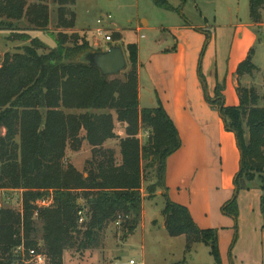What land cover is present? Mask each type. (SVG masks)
<instances>
[{"label": "trees", "instance_id": "16d2710c", "mask_svg": "<svg viewBox=\"0 0 264 264\" xmlns=\"http://www.w3.org/2000/svg\"><path fill=\"white\" fill-rule=\"evenodd\" d=\"M78 1L51 0L57 6L58 27H75L76 12L69 6ZM153 1L168 10L182 8L186 2L181 0L182 4L174 7L168 0ZM249 2L251 19L259 22L264 0ZM23 21L27 27L20 28ZM50 22L48 0H0V25L11 29L16 38L33 42L23 52H7L0 64V264H33L31 249L46 253L47 264H63L68 248L77 242L80 247H89L112 222L120 221L126 234H132L141 222L143 187L151 179L152 170L156 181L147 190L151 195L157 187L163 189L169 234L185 235L186 254L197 243L209 245L216 264H224L218 229L201 228L188 207L169 196L167 160L183 142L159 98L156 106H140L138 44L126 46L131 67L123 78L106 77L79 60L93 48L78 32L53 34V47L38 36H31L29 31H48ZM112 37L117 42L123 35L115 31ZM206 37L207 42L209 36ZM203 55L204 50L198 74L205 89ZM257 69L251 53L238 65V104L226 103L222 84L216 86L214 99L206 95L219 109L226 129L235 134L240 151L235 193L222 207L224 214L235 219L236 231L238 193L256 178L264 181L262 96L255 88L241 84L246 73ZM112 110L116 111L125 136L116 132ZM141 129L148 132L145 143L139 136ZM113 138L120 139V162L112 150H101ZM84 141L92 146L93 158L81 171L66 163L65 157L68 146L79 150ZM8 189L22 190L21 209L1 204V191ZM45 198H51L52 203L40 206L38 201ZM82 216L84 222L80 223ZM236 239L237 232L231 250Z\"/></svg>", "mask_w": 264, "mask_h": 264}, {"label": "rangeland", "instance_id": "374dc122", "mask_svg": "<svg viewBox=\"0 0 264 264\" xmlns=\"http://www.w3.org/2000/svg\"><path fill=\"white\" fill-rule=\"evenodd\" d=\"M51 8V22L48 31H29L32 37L38 36L48 46H55L56 40L52 36L59 31H68L69 33L78 32L84 36L90 46L96 50H106L107 41L103 36H98L97 28L99 18L107 25L113 22L115 28H119L124 36V42L118 41L116 44L124 45L128 43H137L139 46L140 59V83H141V104L144 107H153L157 105L151 102L154 96L155 87L152 85L155 71L150 70L152 63L151 54L154 51L164 50L166 43L158 44L161 33L168 32L169 28H176L182 23L194 25L197 29L209 36V40L204 44V55L207 46L218 47V49H227L233 46V36L236 32V42L241 44L240 51L246 49L247 54L251 53L252 61L256 64L257 70L253 73H246L243 76L241 84L248 88H255L262 96L260 104L264 106V7L261 10V19L259 22H253L250 15L249 0H186L182 8L177 10H168L157 6L153 0H81L75 5L69 6L76 11V25L72 29L64 30L57 26V6L48 0ZM174 7L182 4L181 0H168ZM111 15V18H108ZM143 19L149 21V27L143 26ZM253 22V23H252ZM106 34H111L116 29L110 25ZM20 28L27 27V22L19 24ZM140 27V30L138 29ZM138 29V30H137ZM169 29V30H168ZM120 32V31H119ZM193 32V31H192ZM144 35L145 37H142ZM190 36V35H188ZM192 40L194 37H191ZM213 38V40H212ZM239 40V41H238ZM114 41V40H113ZM168 44L174 45L176 39L170 36ZM32 39H18L13 35L11 29L5 25H0V64L7 52H23L26 46H32ZM95 46H94V45ZM127 68L118 75L111 77L123 78V73L131 67V61L128 57ZM203 55V56H204ZM247 58V56H245ZM207 61L201 63V71L205 77V89L202 81L199 79L201 87L209 97V88L216 82L215 75H226L223 93L229 97L231 94L232 72H236L232 63L226 60V66H219L217 73L215 71L216 59L212 58L213 64ZM151 60V61H150ZM168 63V62H167ZM230 65V66H229ZM238 65V64H237ZM162 66L164 67L163 63ZM235 67V66H234ZM198 74V69L195 72ZM182 83L187 79L184 70L180 72ZM159 79V76L156 75ZM154 82V81H153ZM159 86H156L158 89ZM214 99V98H213ZM217 106V104H216ZM116 119V111L112 110ZM116 132L125 136V130L116 119ZM230 133L233 148H238L235 134ZM84 134V132H83ZM217 135V134H216ZM140 138L143 143L147 141L148 132L144 129L140 131ZM209 140L207 148L213 149L216 154L218 149V138ZM102 151L112 150L114 156L120 162L122 159L121 145L119 138L107 140L101 147ZM230 150V149H228ZM236 152L239 153L236 150ZM93 158L92 146L88 141H84L79 150H74L70 146L67 148L65 162L74 164L79 170L85 171L87 162ZM151 172V169L149 170ZM88 173L85 172V176ZM259 179V178H258ZM156 181V174L152 170L151 179L144 183L143 187V214L138 228L132 234H126L125 229L120 224L112 222L97 237L89 247H80L79 242L75 246L68 248L64 253L63 264H113L116 260L123 261L135 258L138 264H216L215 258L211 253V247L205 243H197L192 252H185V235L172 236L165 227L166 216L163 212L165 198L162 195L163 189L158 188L153 194H149L147 188L152 182ZM260 181V179L258 180ZM157 183H155V186ZM154 186V187H155ZM1 204L15 209L22 208V190H2ZM84 200L80 204H84ZM161 215L163 216L161 218ZM16 264H19L16 262Z\"/></svg>", "mask_w": 264, "mask_h": 264}, {"label": "crops", "instance_id": "0c3cea01", "mask_svg": "<svg viewBox=\"0 0 264 264\" xmlns=\"http://www.w3.org/2000/svg\"><path fill=\"white\" fill-rule=\"evenodd\" d=\"M108 24L122 33L119 28H115L113 22ZM149 24L148 20L143 19L144 27H149ZM197 28L185 23L176 28H169L170 34L161 33L157 41L161 45L167 44L164 50L154 51L150 57V70L157 73H152L155 92L151 102L156 103L157 98L161 100L173 118L183 142L181 148L167 160L166 184L169 196L175 202L187 206L201 228L218 229L224 264H264V181H258L256 178L238 193L237 231L235 219L222 211L224 204L231 200L235 193L234 178L240 168L241 156L240 151L236 152L238 148L235 150L232 143L226 142V139L231 140L230 133L227 132L219 109L206 99V92L198 80L199 75L195 73L207 39L206 34ZM138 29L140 30V27ZM170 36L176 39L174 45L168 44ZM234 36L233 46L229 51L220 50L216 46L210 48L208 45L202 63L205 64L209 58L208 62L213 64L212 58L216 59L214 69L217 73L218 67H225L228 60L237 71L238 65L248 55L246 49L240 51L242 46L239 42L235 44ZM117 42H107L104 48ZM120 42H124V36ZM122 46L124 48V45ZM140 65L139 59V99L140 106L144 107L141 104ZM182 69L187 77L184 83L181 82ZM231 75L232 93L229 97L226 95L225 101L228 105H236L239 103V78L236 72ZM215 78L216 82L209 88L208 93L211 99L216 96V86L226 82V75L220 76L217 73ZM156 86H159L158 89ZM216 138L220 143L216 154H213V149L209 150L207 145L209 140L212 142ZM236 232L237 239L231 250Z\"/></svg>", "mask_w": 264, "mask_h": 264}, {"label": "water", "instance_id": "95a60500", "mask_svg": "<svg viewBox=\"0 0 264 264\" xmlns=\"http://www.w3.org/2000/svg\"><path fill=\"white\" fill-rule=\"evenodd\" d=\"M79 60L99 69L106 77L120 74L128 65L126 52L123 46L118 44H111L106 50L89 49Z\"/></svg>", "mask_w": 264, "mask_h": 264}, {"label": "built area", "instance_id": "2783aa9c", "mask_svg": "<svg viewBox=\"0 0 264 264\" xmlns=\"http://www.w3.org/2000/svg\"><path fill=\"white\" fill-rule=\"evenodd\" d=\"M108 18H111V15H108ZM98 23L100 24L99 28H97V34L98 36H103L105 38V40L107 42H112L113 41V37L111 34H106L107 32V28L104 27V22H103V18H99L98 19ZM109 24L105 25L108 26ZM142 37H145L144 35H142ZM52 203V199L51 198H45V199H40L38 201V204L40 206H47L50 205ZM80 214H82V212H80ZM84 222V217L82 216L80 218V223ZM117 224H120V221L116 222ZM29 255H30V262L33 264H47L49 261V258L47 256L46 253L44 252H39L38 250L35 249H31L29 251ZM113 264H138L137 260L135 258H130L129 260H121L118 259L116 260L115 263Z\"/></svg>", "mask_w": 264, "mask_h": 264}]
</instances>
